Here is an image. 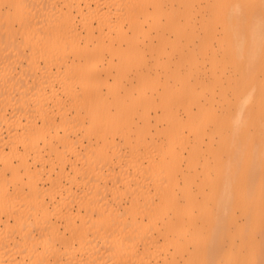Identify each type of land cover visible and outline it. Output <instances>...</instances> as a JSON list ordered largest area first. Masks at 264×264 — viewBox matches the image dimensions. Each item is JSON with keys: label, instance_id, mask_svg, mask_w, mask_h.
<instances>
[{"label": "bare ground", "instance_id": "bare-ground-1", "mask_svg": "<svg viewBox=\"0 0 264 264\" xmlns=\"http://www.w3.org/2000/svg\"><path fill=\"white\" fill-rule=\"evenodd\" d=\"M193 18H200L199 28ZM146 23L156 28V35L145 34L150 40L143 44L165 75L161 78L158 71L148 78L150 71L143 70L138 97L129 105L117 88L134 60L131 55L142 50L122 28ZM214 40L221 48L210 56L213 83L225 103L220 111L214 97L200 100L207 88H197L203 77L190 79L196 71V43L206 53ZM123 43L126 50L119 48ZM172 50L189 62V71H180L182 59L172 61ZM106 52L118 55L119 65L113 58L105 61ZM148 86L157 92L158 103L148 95ZM152 105L161 111L156 122L167 123L156 126L155 133H166L171 155L146 120ZM180 107L185 117L179 116ZM136 115L145 121L137 124L132 140L128 131ZM210 121L218 132L231 133L227 140L233 150V157L221 164L223 188L216 209L201 206L190 186V173H197L199 165L207 177L210 161L202 142ZM250 131L253 137L243 136ZM262 134L264 0H0V148L9 150L0 166V222L3 216L14 217L19 226L47 210L42 192L48 185L60 195L59 218L69 230L44 241L29 230L0 239V264H24L17 257L25 248L36 264H160L158 233L173 247L172 260L163 258L166 264H176L179 252L188 254V264H264ZM253 142L262 146L248 149ZM6 178L12 188L2 185ZM236 183L239 187L233 189ZM122 190L130 196L123 208L108 201L110 195L117 200ZM19 198L27 199L28 207L18 206ZM163 206L171 213L160 227ZM230 206L242 216L237 223L242 239L231 258L221 262ZM95 214L106 218L96 224ZM44 220L41 231H54L55 222Z\"/></svg>", "mask_w": 264, "mask_h": 264}, {"label": "rangeland", "instance_id": "rangeland-1", "mask_svg": "<svg viewBox=\"0 0 264 264\" xmlns=\"http://www.w3.org/2000/svg\"><path fill=\"white\" fill-rule=\"evenodd\" d=\"M168 3H166V7H168ZM192 23L199 28L200 27V18H193L192 19ZM166 22V18L162 19V24L165 25ZM125 32H127L129 35L133 36L137 41H139V46L142 50V52L140 54H137L136 56H132V59L130 62V67L128 69L127 72V76L125 78H122L120 81V85L117 88L118 93L121 94V96L123 97V99L126 100L127 103H129V105L131 104V102H133V100L135 98H137L138 96V88H137V83L138 81H140L139 74H141L144 71L149 70L150 72H148V78H153L156 75H158V71L159 74L161 76V78L164 79V75L165 72L163 71L162 68L158 67V65H156L155 63V55L152 54V52L150 51V49L148 48V46H145L143 44V41H145L146 43L149 42L150 38L146 37L145 34L149 33L151 38H154L156 35V28H150V26L146 23L144 25V27H130L128 26V24H125L122 28ZM168 36H170L169 38H173V34L171 32L167 33ZM199 42L196 43L195 45V53H196V71L193 73V75H191L190 79L193 81L194 77H196L197 75H200L203 77V81L199 84H197V88H199L201 85L206 84L207 88L204 91V94L200 97V100L202 102H207L209 101L210 98L214 97L215 98V108L220 111L224 106L223 101L220 98V88L218 85H216L215 83H213V75H212V70H211V63H210V56L214 53V51L220 53L221 52V48H219L217 41L214 40L212 46H210L207 50L206 53H204L201 49L200 46L198 44ZM138 46V47H139ZM129 46H127V44L123 43L121 47L122 49L128 48ZM168 50L170 49V46L168 44L167 46ZM126 50V49H125ZM186 50V49H185ZM170 58H172V61H176L179 60L180 57L182 59V62L180 63V71L182 73H186L187 71L190 70V64L187 60H185L183 58V55L180 56V52L172 50L170 52ZM113 58L114 63L119 65V56L114 54L112 55L110 52H106L105 54V61L109 60ZM133 66H132V65ZM109 80L113 81V75H109ZM174 86L179 87L180 86V82H176L174 84ZM159 89L161 90V86L159 87ZM127 92V94L125 93ZM147 92L148 95H151L152 97V101H155V103H158V94L157 92H152L151 88L148 86L147 87ZM126 94V95H125ZM231 96V95H230ZM232 99H234V96L231 97ZM122 99V98H121ZM153 103V104H155ZM226 106V105H225ZM192 109L194 111L197 110V105L193 104L192 105ZM73 113V111L71 112V114ZM160 108H156V106L152 105V107L150 108L149 111V115L148 118H146V120H149L151 122V128L152 131L155 133V127L158 126L159 129L164 128L167 126V123L164 122H160L158 121V123L156 122V116L158 114H160ZM178 114L181 117H185L186 112L185 110L180 107L178 109ZM133 120L130 123L129 131H128V136L133 140L134 138H136L137 136V124H143V122L145 121L144 118L139 117V116H132ZM215 121H210L208 126V132L204 135V141L202 142L203 145V150L202 152H204L207 156L208 159L210 161L209 165L206 166L205 170L207 173V177L204 179V173H199V171H201L202 166H198V172H192L191 171V175L193 178V181L190 183V186L192 188L193 191V196L196 200H198L199 202H201L202 204H200L201 206H204L206 208H213L216 209L217 204V198L219 197V195L222 193V188H223V182L222 180H220V170H221V164L227 162L228 160H230L233 157V150L229 145V141L227 139H230L231 137V133L230 132H218L216 129H214V125ZM7 135V134H6ZM255 134L253 132H247L245 133L243 136L244 137H253ZM264 134H262L263 136ZM154 138L157 140L158 144L164 148L163 150H165L168 154L172 151L170 148H168V138L166 133H155ZM117 139H120V136H117ZM188 139L190 140V143H194V136L192 134L189 135ZM211 139V141H210ZM84 142H87V138L83 137ZM210 143L212 145V147L208 148L207 144ZM256 146H262L261 142H253L252 144H250L248 146V149L252 148V147H256ZM60 150H63V146L61 144L58 145ZM176 148H178V146H176L173 150H175ZM122 149L126 152L129 153L130 152V148L127 145H122ZM8 146L6 145L4 148H0V166L4 163V160L8 157ZM65 154L68 157H73V154L70 153V151H64ZM173 152V151H172ZM171 152V153H172ZM187 149H185V154L187 155ZM171 155V154H169ZM221 160V161H220ZM182 171L184 172V174H189L188 171V167L185 165V163H181L179 166ZM178 167V168H179ZM180 171L176 170L177 172V176L179 177L178 180L180 181V187L183 186V173ZM21 173L24 172V170L21 168ZM67 171H70V166H67ZM204 179V180H203ZM1 182V181H0ZM12 180L11 178H6L2 180V185L4 186H8L10 188H12ZM120 187H122L120 185ZM239 187L238 183H236L235 187H233V189ZM182 189V188H181ZM181 189L180 188H176V192L178 194V196H181ZM263 191H264V187H263ZM42 194L44 195V198H46L47 204H46V209L47 210H41L38 215L33 216L31 218H28L26 220H24L19 226L18 224L15 222L14 217H10L9 220L6 219L5 216H3V220L0 222V239L5 240V239H10L14 234H17L19 231L23 230L25 231H33V233L35 234V236L40 240V241H44L50 237H58V236H62L65 234H69V230L66 228L65 226V222L62 221L59 218V212L58 210L61 208V202L60 201V195L54 191V189L52 188H48V185H46L43 188V192ZM204 195V196H203ZM129 199L130 196L127 195L125 193V191H121V193H119L117 200L112 199L111 195L109 196V202L113 203L114 206H119V203H121V208H123L124 206H128L129 203ZM18 204V206L22 205L24 207H28V201L25 198H19L16 200ZM117 201V202H116ZM120 201V202H119ZM183 201V200H182ZM11 203V202H10ZM15 203V202H14ZM118 204V205H117ZM233 205V204H232ZM235 205V204H234ZM75 211L77 209L76 204H74L73 206H71ZM17 210V209H16ZM227 213V217H226V226H225V234L223 235V237L221 238V243L223 244V251H226L222 254V258H221V262H225L227 261L230 255H233L235 252L234 250H236L235 248V244H238L241 241V236L237 233L238 228H237V223L240 224L242 223V216L239 213V208L236 206H230L228 209ZM161 211L159 213V223L158 225L160 227L162 226V219L165 218L167 219L168 216L170 215L171 211L168 210V208L166 206H163L161 208ZM95 223L97 224L99 221L103 220L106 217H102V215L99 214H95ZM45 218H51L53 222H55L56 224V228L54 231L49 232V231H41V224L43 221H45ZM199 220L201 222H206V219L204 218H199ZM201 229H204L203 227ZM257 237L260 238L261 237V233L260 232H256ZM155 235H157V233L155 232ZM41 245V244H39ZM161 246V247H160ZM42 249V247L40 248ZM230 250V251H227ZM158 252H160L161 257H160V264H166L164 261V257H166V260H172V256H173V247L172 245H168L167 243H164V239L161 235H159L158 233ZM175 263L176 264H188V260H186L188 258V254L186 252H179L175 254ZM5 261L7 260V256L2 257ZM18 259L23 260L24 264H36V261L34 259V254H32V251L28 248L23 249L22 251L18 252ZM10 263L15 264L12 260H10ZM101 264H109L108 262H103Z\"/></svg>", "mask_w": 264, "mask_h": 264}]
</instances>
